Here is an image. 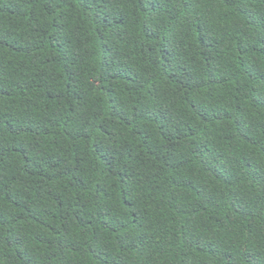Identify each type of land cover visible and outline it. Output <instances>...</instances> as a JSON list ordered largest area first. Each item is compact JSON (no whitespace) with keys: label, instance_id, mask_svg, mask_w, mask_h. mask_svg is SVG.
<instances>
[{"label":"trees","instance_id":"obj_1","mask_svg":"<svg viewBox=\"0 0 264 264\" xmlns=\"http://www.w3.org/2000/svg\"><path fill=\"white\" fill-rule=\"evenodd\" d=\"M0 264H264V0H0Z\"/></svg>","mask_w":264,"mask_h":264}]
</instances>
